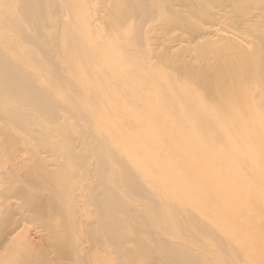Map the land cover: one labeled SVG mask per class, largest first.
<instances>
[{"label":"bare ground","instance_id":"bare-ground-1","mask_svg":"<svg viewBox=\"0 0 264 264\" xmlns=\"http://www.w3.org/2000/svg\"><path fill=\"white\" fill-rule=\"evenodd\" d=\"M106 2L0 0V264H53L26 219L73 264H257L233 220L264 207V0Z\"/></svg>","mask_w":264,"mask_h":264},{"label":"rangeland","instance_id":"rangeland-1","mask_svg":"<svg viewBox=\"0 0 264 264\" xmlns=\"http://www.w3.org/2000/svg\"><path fill=\"white\" fill-rule=\"evenodd\" d=\"M107 0H105V5H107V2H106ZM214 0H212V2H213ZM109 3V2H108ZM214 3V2H213ZM212 4V3H211ZM210 4V2H209V7H212V5H214V4H212L211 5ZM102 5H100L99 7H101ZM181 6V8H182V10H183V8H184V6H182V5H180ZM103 7V6H102ZM101 7V8H102ZM178 7V6H177ZM176 7V9H178ZM181 10V9H180ZM186 10H187V12L189 11V9H187V7L183 10V11H185L186 12ZM178 11H179V9H178ZM182 12V11H181ZM203 13V11L201 10V11H198V13ZM184 13V12H183ZM197 13V14H198ZM201 13H200V15H201ZM185 14H187V13H185ZM196 14V13H195ZM188 15H189V18L188 19H190V20H192V21H196V22H198V23H200V21H205L206 19H204L203 20V15H201V16H199V17H195V15L193 16V15H190L189 13H188ZM199 15V14H198ZM198 15H196V16H198ZM206 14H204V16H205ZM191 16H193L194 18H196V19H192V17ZM201 17V18H200ZM159 21V20H158ZM160 22V21H159ZM157 23V24H156ZM155 24V25H154ZM152 26H153V28L157 31V29L159 28H157V26H159L161 23H158L157 22V20H156V22L154 23ZM159 24V25H158ZM157 28V29H156ZM158 30H160V29H158ZM186 30V29H185ZM178 30H176V31H174L173 33H175V32H177ZM180 31V30H179ZM179 31H178V33H179ZM182 31H184V30H182ZM95 32V31H94ZM158 32V31H157ZM97 32H95V33H93L92 35H91V38L93 39V42H98V43H101L104 39H103V36L101 35V34H99V33H97ZM172 33V34H173ZM181 33V32H180ZM179 33V34H180ZM184 33V32H183ZM186 33V35H187V32H185ZM152 34V33H151ZM104 35H107V32H104ZM185 35V34H184ZM185 35V36H186ZM152 36H153V34H152ZM155 37V36H154ZM154 39L155 38H151L150 40V48H152L153 46V48H161L163 45V43H161V42H164L163 40H164V38L163 39H161L162 41H160V40H157V42L156 41H154ZM106 40H109V39H106ZM152 40L155 42H153L152 44L153 45H151V42H152ZM156 40V39H155ZM160 42V43H159ZM166 43V42H165ZM164 43V44H165ZM166 44H169V43H166ZM156 45H157V47H156ZM160 45H162V46H160ZM191 45H192V51L191 50H189V49H187L188 50V52H187V50H184V51H186V52H183L182 54V60H183V58L185 59V60H189V61H191V63L192 64H194V65H198V64H200V62H201V64H203L204 63V60L202 59V58H197L198 57V55L200 56V54H201V56L203 55V53H204V55L206 54L205 53V51L203 52V50L204 49H201V47L200 46H197V45H195V47H194V45H193V43H191ZM152 46V47H151ZM193 47H194V49H193ZM204 46H202V48H203ZM153 48H152V52H153V54L154 53H156V55L159 53V52H155V51H153ZM204 48H206V47H204ZM157 50V51H160L161 49H164V46L160 49V50ZM200 49L202 50V52L200 51ZM163 51V50H162ZM162 51H160V52H162ZM189 51H191L190 53H189ZM196 53H195V52ZM199 52H200V54H199ZM207 52V51H206ZM186 53H188V54H186ZM197 55V56H194V55ZM211 53H209V55H210ZM215 54V53H214ZM151 55H152V53H151ZM156 55L154 54V56L156 57ZM184 55H185V57H184ZM189 55V56H188ZM193 55V56H192ZM209 55L208 56H204L203 58H205V57H207V59L206 60H208V61H211L212 63H215L214 61H215V59H216V57L215 56H213L212 54V56L213 57H215V58H213L212 56H210V58H208L209 57ZM153 56V55H152ZM153 56V57H154ZM187 56H188V58H187ZM200 56V57H201ZM211 57L213 58V59H211ZM194 59H196V60H194ZM201 59H202V61H201ZM211 59V60H210ZM205 60V61H206ZM208 61H206L207 63H208ZM205 62V63H206ZM211 62L209 63V64H211ZM218 62V61H217ZM216 64V63H215ZM218 64V63H217ZM203 65H205V64H203ZM99 66H101V65H99ZM116 103L117 102H120L121 100L120 99H117V100H114ZM125 104L126 105H129V106H131L132 105V103H129V101L128 102H125ZM105 108V106H102V107H96L95 109L98 111V113L101 111L102 112V110ZM132 108V107H131ZM208 110V112H205V114H208V115H210V116H212L211 115V112H213L215 115H220V116H222L223 117V119H225L227 122H230V126H232V125H234L235 124V121H234V118H232L230 115H229V113H228V109H226L225 110V108L224 107H222V108H208L207 109ZM113 113H111V115H112ZM229 115V116H228ZM129 123H132V122H129ZM242 123H243V119H242ZM143 124V123H142ZM215 126H216V128L218 129V130H220L219 132H217V133H214V136L216 137V138H220V140H221V142L222 143H226L227 144V140H226V136H225V134H223L222 132V128H221V126H219L218 124H217V122L216 123H213ZM226 125H228V124H226ZM146 126H148V125H142L141 127H146ZM147 128V127H146ZM145 128V129H146ZM250 128H255V127H250ZM132 129V133H130L128 136L129 137H134V136H139V137H141V138H144V137H146V133H148V132H145V131H142V130H140L139 128H137V129H135V128H131ZM256 129V128H255ZM254 129V130H255ZM76 131H78V129H75ZM206 135V137H209V136H207V134H205ZM240 137V136H239ZM235 138H236V135L235 136H231V140L233 141V142H235ZM246 166H247V163H246ZM183 175H189L190 176V173H188V172H184L183 173ZM195 178H197V177H194V179L193 180H196ZM235 181V180H234ZM235 184V183H234ZM197 191H204V192H206L205 191V189H204V187H202V186H200L198 189H197ZM197 191L196 192H194V194H193V196L197 193ZM203 192V193H204ZM221 195H223L224 194V189H221V190H219L218 191ZM217 192V193H218ZM227 193V192H226ZM13 201H15V199H13L12 200V202ZM39 202L41 203V200L39 199ZM224 204L222 203V202H220V201H217V202H214L213 204H212V206L215 208V209H218V208H221V207H225V205H228V204H226L225 203V205L223 206ZM258 206H260V207H258ZM238 208L239 207H241V208H243L241 205H238L237 206ZM237 207H235V215L237 214V215H239V216H244L243 218L242 217H240V218H238V221H234L233 220V224H236L238 227H239V229L238 230H235V229H233L234 231H237V232H239V231H242L245 235H247V237L249 238V239H254L256 242H257V246H260V244H261V250L263 251L264 250V234L262 235V232H264V207H263V205H261V204H259V205H257V211H255V210H253L250 214H249V212L247 213L246 211H244L245 209L243 208V209H239L240 211L241 210H243L242 212H239V210L237 209ZM237 209V210H236ZM263 209V210H262ZM262 210V211H261ZM256 213H255V212ZM218 212H220V211H215V212H213V214L211 215V216H209V219H216V220H219V221H221V222H223V224H227V225H229V226H231V225H233L232 224V222L231 221H229L228 220V218H226L225 216H223L224 214H219ZM248 214V215H246V213ZM239 213V214H238ZM244 213V215H242V214ZM11 214V213H10ZM13 214V213H12ZM12 214L10 215V217L12 216ZM256 214H258V215H256ZM250 215H252L251 216V219H250ZM227 216V215H226ZM256 216V217H255ZM257 216H258V218L260 219V222H259V220H257ZM245 217H246V219H245ZM254 219H253V218ZM262 218V219H261ZM240 219V220H239ZM250 220H252V222L250 221ZM255 222H254V221ZM257 220V221H256ZM241 221H245V224L242 222L241 224H240V222ZM237 222V223H236ZM262 224V227L260 226L261 224ZM260 224V225H259ZM254 225L256 226V225H258L257 226V228L256 227H254ZM248 226V227H247ZM252 226V227H251ZM44 227H46V226H44V224H43V222H41L40 220H31L30 221V219H26L25 221H24V226H23V228H22V230L24 231L23 233H24V235H27L28 236V239H30V242L31 241H34V243H32V244H35V242L37 243V244H35V246H36V248H35V246H34V248H33V246H32V244L30 245V246H28V248L30 249H27V247L24 249L25 251V255L27 256V258L28 259H32V260H34L35 259V257L37 256L38 257V254L40 255H42L43 256V258L46 260V261H49L50 260V262L51 263H56V264H73V262H72V260H71V258L66 254V256H65V254L63 253L62 254V252H60L61 250H60V247L58 246V245H55L54 244V241L55 240H52L50 237H51V231H47L46 229L47 228H44ZM233 227H234V225H233ZM259 227H260V229H259ZM252 228V229H251ZM34 230V231H33ZM251 230V231H250ZM254 230L256 231V232H254ZM258 231H260L259 233H257ZM47 232L50 234V237L48 236V234H47ZM34 234V235H33ZM259 234V235H258ZM36 236V237H35ZM32 238V240H31V238ZM241 238H242V240H244L243 242H245V240H246V238L245 237H242V236H240ZM25 238H27V237H25ZM23 240H26V239H23ZM36 240V241H35ZM39 241V242H38ZM261 242V243H260ZM57 246L58 248H59V250H58V248H56L55 246ZM86 245V244H85ZM42 247V248H41ZM260 247H257V251H261L259 248ZM55 248V249H54ZM38 249H41V250H38ZM26 250H27V252L28 253H26ZM34 251V252H33ZM37 251H39L38 253H37ZM41 251V252H40ZM261 251V252H262ZM30 252H31V255H30ZM60 253V254H59ZM263 253V252H262ZM261 253V256L259 255H257V256H252L251 255V257H246V260H248V259H252V262L253 263H257V264H264V253L262 254ZM46 254V255H45ZM30 255V256H29ZM34 257V258H33ZM65 257H66V259H65ZM70 259H69V258ZM62 258V259H61ZM64 258V259H63ZM48 259V260H47ZM61 259V260H60ZM258 259H263L262 261L261 260H258ZM10 261L11 262H16L15 260H13V259H10ZM148 261V259L147 258H145L144 259V263H146ZM259 261V262H258ZM261 261V262H260ZM61 262V263H60ZM76 264H78V263H76ZM147 264V263H146ZM149 264H151V263H149ZM241 264H246V261H241Z\"/></svg>","mask_w":264,"mask_h":264}]
</instances>
